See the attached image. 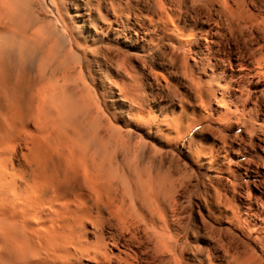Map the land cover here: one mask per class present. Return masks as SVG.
Segmentation results:
<instances>
[{"label":"bare ground","instance_id":"6f19581e","mask_svg":"<svg viewBox=\"0 0 264 264\" xmlns=\"http://www.w3.org/2000/svg\"><path fill=\"white\" fill-rule=\"evenodd\" d=\"M138 1L0 0V264H264V0ZM108 44L136 54L156 47V83L173 87L158 105L159 130L239 188L206 193L192 228L172 191L186 190L182 179L156 184V166L145 173L118 154L110 163L111 120L95 114L93 63L128 60ZM122 73L113 79L130 85ZM150 113L133 116L155 125ZM235 132L237 142L228 139ZM221 220L228 239L210 224Z\"/></svg>","mask_w":264,"mask_h":264},{"label":"rangeland","instance_id":"374dc122","mask_svg":"<svg viewBox=\"0 0 264 264\" xmlns=\"http://www.w3.org/2000/svg\"><path fill=\"white\" fill-rule=\"evenodd\" d=\"M136 1L139 2L138 0H136ZM142 1H144V0H140V2H142ZM109 46H110L111 49L108 48ZM109 46H105V48L107 47L108 49H110L111 50L110 53L112 52L111 53L112 55H116L115 53H118V50H120V52L123 53V55L127 52V54H126L127 56L125 55L124 57H126V60H128L127 61L128 64L126 62V65L123 64V66H120V67L118 66L116 68V65H107V66L106 65H102V66L97 67V66H95L96 64L93 63V73H94V77L96 76L95 77L96 81L92 85L89 86V87L92 88L91 90L89 88V90L91 91L90 94L92 96L93 103H94V106H95L94 107L95 111H96L95 114L97 113L96 117H98V115L101 114L102 117H101V115L99 116L101 118V119L99 118L100 120H102V118H104L106 123L108 122V120H111L110 122H108V123H110L109 126L107 125L108 129H110V130H108V133L110 134V143H111L110 144V153H111L110 154V163L114 160L115 162H117V164H119L118 162H120V161L118 160V157H120L119 158L120 160H123L124 165H127V162L128 163L129 162L130 163H138L139 162V164L141 165V169L142 170L145 167V169H144L145 173H147L148 170H150L151 168L153 169V167L156 166V174H157V172L161 173L163 171L162 172L163 174L161 173V175H160L158 173L159 175L156 176L157 177L156 178V184H158L159 180L160 181L162 180V182H165L166 180L168 181V179H171V177H172V179H174L173 176L174 177L177 176L176 177L177 179L175 178L176 180H180L181 181V179H182V181H184V184L186 183L185 185H188L186 190L183 191V189H181V190H178L177 192H174L175 190H172V191H173V193H177V194H175L176 198H181L183 206L187 209V211H189L188 214H189V216L191 218L190 227L192 228L193 225H194V222H193L192 219L196 217L195 214H196V211H197V207L195 205L197 203H199V200L204 198L205 195L209 194V192H212L214 189H215L214 190L215 192L217 191V193H220L221 196H223V194H224L223 192H225L224 190H227V191L232 190L233 186H235V185L234 184L232 185L233 182H231V184H230V181H227L228 183L225 181V178L227 176L224 173L220 174V178L219 179L213 178L212 176L215 175V174H208L206 172L205 168L207 167V164L206 165L205 164L202 165L201 163H197L194 160V152L191 149L192 145H190V146L188 145L187 146L186 142H182L181 139H177L176 137H173V136H168V135L162 133L159 130L160 129V125H161L162 122L159 121L160 117L158 116V113H159L158 105H161L163 103V101H165L166 99L168 100L170 98L169 93L173 91L172 90L173 87L170 86L169 84H164L161 81H160V84H162V85H160L158 82L156 83V81H157L156 80V75L159 73L158 68H157L156 47L154 48V50L150 54H136L135 52H130V51H128L125 48H121L120 49L119 46L115 45V44H113V45L110 44ZM112 48H113V50H112ZM116 49H117V51H116ZM122 50H123V52H122ZM128 55H129L130 58L128 57ZM139 55L140 56L143 55L141 58L144 59V62H143V59L142 60L140 59ZM134 56H135V58H134ZM128 58L130 60L132 59V61H129ZM138 58L141 60V62L138 60ZM135 59H136V61H135ZM137 62L139 64H137ZM141 63H143L145 67L142 66L143 64H141ZM128 65H130V66H128ZM132 65H133V67H132ZM105 66H106V68H105ZM114 66H115V68H114ZM127 67H129L130 71L128 70ZM132 68H135V69H132ZM120 70H122V71H120ZM97 71L99 73H97ZM156 71H158V73ZM115 72H118L119 74H121V72H123L122 73L123 76H124V74L127 73V76L133 77L134 80L132 82H130V85H126V84L122 85V83H119V82L117 84V82L113 79L114 76H115V74H114ZM136 72L138 74H140L141 76L138 77L139 75ZM134 73L137 74V75H135ZM106 76H109V77H106ZM135 76L138 78V80L136 79ZM111 80H112V82H110ZM140 82H142V83H140ZM110 83H111V85H110ZM138 83H139L140 87H139ZM156 84H158L157 87H156ZM117 85L120 86V88L118 87L119 89L117 88ZM135 85H137V86H135ZM141 85H143L144 87L141 86ZM163 85H165V87H163ZM98 87H99V90H100L101 93H99V91L97 90ZM132 87H134V88H132ZM138 87L141 90H139ZM127 88H129V89L127 90ZM136 89H138V90H136ZM169 89L172 90V91L169 92ZM92 90H94L95 92L92 91ZM142 90L145 93L142 92ZM179 90L182 91V88L180 87ZM120 91L122 92V94H121ZM130 92L133 93L134 95H131ZM128 93H130V94H128ZM166 93H168V94H166ZM101 95H104V96H101ZM124 95H125V97H123ZM137 95H138V97H137ZM139 95H141L142 97L144 96L145 99L144 98L141 99V97ZM133 96H135V97H133ZM129 97H132V98H135V99L137 97V99H136L137 101L136 100H134V101L130 100ZM124 98H127L126 99L127 101ZM95 100L96 101L98 100V101L95 102ZM138 101H141V102L138 103ZM143 101H144V103H143ZM141 103H142V105H141ZM97 105H100L99 107H101V108L99 109V107ZM109 105H115L116 107L114 109H110ZM139 107H141V108H139ZM140 109L144 110L146 112H152L153 114L152 113H150V114H152V116H156L155 125H147V124L143 123L142 121H139L137 119V117L133 116V114H135V112L139 111ZM106 116H108V117H106ZM110 125H113V127H111ZM112 128H113L114 131H115V129L118 130L119 134H121V136H125V139L123 140L122 139L123 137H122L121 138L122 140H118L120 138V135L117 134V131H115V132H116V134L119 137L115 134V132L111 133L110 131H111ZM131 132H132V134H131ZM130 135L132 137L133 136L135 137V142L133 140L134 137L132 138L133 142L131 141V139H130L131 136ZM257 135L261 139H264V137H263L264 132L263 133L260 132ZM126 136H127V138H126ZM136 136L137 137L140 136V137L137 138ZM241 137H242V134L240 132H235L234 135L233 136L231 135L228 139L229 140L233 139L232 141H236L237 142V141L240 140ZM116 138H117V140H116ZM137 139H142V140H139V141H143L141 143H145V147H144V145H142V146L139 145L141 147L136 146L135 143L138 142ZM245 139H246V144L248 146H251V143H253L252 140L250 141L249 137H246ZM126 140L130 144L129 150L125 148V146L126 147L128 146V144H125V142L127 143ZM115 142H116V144H115ZM131 142H132V144H131ZM138 144H139V142H138ZM181 144H183L182 145L183 148L181 147ZM146 146L149 149H147ZM111 147H115L116 152H113L114 148H112V150H111ZM142 147H144V148H142ZM139 148H140L139 151H141V149H142V151H143V152L141 151L142 153H140L139 151L136 150V149H139ZM115 149H114V151H115ZM133 149H135L136 152ZM146 150L147 151L152 150V152L149 151L150 152L149 153V152H146ZM185 151H188V153L185 152ZM125 152H127V153L125 154ZM120 153H121V155H120ZM151 153H153V154H151ZM113 154L116 157L115 159H113V158L111 159V157L114 156ZM116 154H118V157L116 156ZM135 154H136L137 158L134 157ZM139 154H141V155H139ZM148 154L152 155L153 158L149 160V158H151V156H149ZM121 156H122V158H121ZM131 156H133V158ZM130 158H132V160H131L132 162L129 160ZM142 158H144V159L141 160ZM127 159H128V161H127ZM135 160H137V161H135ZM245 160H246V162H245ZM114 161L112 163H114ZM144 161H145V163H144ZM154 161H155V163H154ZM248 161H249L248 158H244V159H242L240 161V163H247ZM148 162L151 163V165H149ZM123 163L121 161V163H120L121 166L120 167L124 166ZM142 163H144V164L142 165ZM145 165L147 166V168H146ZM157 166H159V167H157ZM160 167L162 169H160ZM170 168L171 169L173 168L172 169L173 171ZM166 171H169V172H166ZM164 172H166L167 174L164 173ZM213 173H216V172L214 171ZM164 174L165 175L170 174V175L164 176ZM159 176L161 177V179L159 178V180L157 181ZM179 176H180V178H179ZM164 177H166V180L164 179ZM229 179H231V178H229ZM163 180H165V181H163ZM243 180H245V179H242L240 182L244 183ZM167 181H166V183H167ZM254 181L256 182L257 180H254ZM248 185H249L250 188H253V184H248ZM256 185H257V182H256ZM244 187H246V186H244ZM262 187H263L262 184H258V188H262ZM167 188H169V187L167 186ZM172 191L171 192L169 191L170 194L172 193ZM229 192H228V194H232L231 191H229ZM238 192H239V188L237 186L235 195H237ZM246 192L247 191L244 190V192H243V196L244 197L247 196V194H248V193L244 194ZM216 222H211L210 224L213 225V227L218 229V230L223 227L224 229H222V230L220 229L221 233H219V235H220V237H222L224 239H228L229 234L227 233V230L229 229L230 225L228 223H225L224 220L218 221L217 223ZM202 232L199 234V237L200 236L202 237V235H203V237L207 238L208 237V232L205 231V232H203V234H202ZM204 234H206L207 236L206 235L204 236ZM198 244H200L201 246L198 245ZM198 244H195V245L199 246L200 248H206L205 243L203 241H200V243H198ZM222 249L223 250H229V252H230V249L228 248L227 242H226V244L223 245ZM212 262H213V264L216 263V261L213 260V259H212ZM5 264H7V263H5Z\"/></svg>","mask_w":264,"mask_h":264},{"label":"snow or ice","instance_id":"6c2138e0","mask_svg":"<svg viewBox=\"0 0 264 264\" xmlns=\"http://www.w3.org/2000/svg\"><path fill=\"white\" fill-rule=\"evenodd\" d=\"M97 90L99 91V87L97 88ZM116 106L115 105H109L110 109H114Z\"/></svg>","mask_w":264,"mask_h":264}]
</instances>
